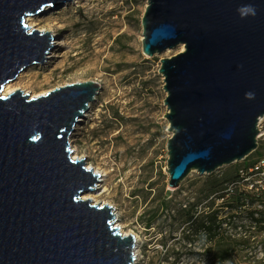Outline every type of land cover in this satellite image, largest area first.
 I'll return each instance as SVG.
<instances>
[{"label":"water","instance_id":"water-1","mask_svg":"<svg viewBox=\"0 0 264 264\" xmlns=\"http://www.w3.org/2000/svg\"><path fill=\"white\" fill-rule=\"evenodd\" d=\"M72 0H0V264H133L136 240L108 205L82 197L99 175L72 159L69 138L100 85L31 98L4 87L43 63L49 33L25 24ZM255 14H241L242 6ZM142 53L160 60L168 122L167 187L210 175L257 149L264 117V0H146Z\"/></svg>","mask_w":264,"mask_h":264},{"label":"rangeland","instance_id":"rangeland-1","mask_svg":"<svg viewBox=\"0 0 264 264\" xmlns=\"http://www.w3.org/2000/svg\"><path fill=\"white\" fill-rule=\"evenodd\" d=\"M81 4L28 17L34 24L30 31L49 33L52 47L42 64L27 68L7 85L31 98L66 85H100L89 105L91 117L84 123L80 120L69 138L72 158L84 159L87 168L105 173L106 191L91 199V204L112 207L114 226L122 235L138 239L133 264L219 263L217 250L226 240L219 245L217 240H200L192 223L182 222L181 213L197 206L196 221L210 214V205L221 202L209 191V183L233 176L243 161L222 167L212 176L191 171L177 190H169L166 147L171 134L163 117L166 93L158 71L160 60L181 48L152 57L142 53L146 0H81ZM259 144L261 155L264 142ZM162 203L171 211L160 210ZM153 216L156 221L146 230L145 223ZM242 222L245 228L236 220L223 226L235 245L245 243L247 249L236 246L231 259L240 263L264 258V234L246 228L250 221Z\"/></svg>","mask_w":264,"mask_h":264},{"label":"trees","instance_id":"trees-1","mask_svg":"<svg viewBox=\"0 0 264 264\" xmlns=\"http://www.w3.org/2000/svg\"><path fill=\"white\" fill-rule=\"evenodd\" d=\"M259 151L260 150L258 148L243 161L244 164L242 163V170L246 169L248 166V161L260 156L258 153ZM212 175L213 173L209 176ZM239 177L240 171H237L235 174H233V176L226 177L219 183H216L215 181L209 183V191L214 195L216 194V200L221 202L220 205H216V207H213L214 204L210 205V214L201 215L198 218V221H196L197 218H195V216L197 206L195 207V210L189 208L188 210L181 213L183 218L182 222L185 224L192 223V225L195 227V233L199 234L200 240L206 241V239H208L210 242L217 240V243L215 244L218 245L222 242V240H226L224 243L225 245L222 242L223 245H219L217 250L220 254V257H216L219 259V263H215L214 260L213 264H220L221 260L225 261V264H264V258H252L240 263H236L231 259L233 252L237 250L236 246L239 248H244L245 243L235 245V243L232 242V239L228 237V229H226L227 226L233 225L234 221L236 220L242 224L243 228H245V224L242 221H250V225L246 228L253 227L260 231L261 234H264V198H259L248 191L240 189V187H238L236 184ZM257 205L262 206L261 209H258ZM160 210H164L166 212L171 211L167 203H162L160 205ZM177 213H179V211ZM155 221V216L146 221L145 229H151ZM224 225L226 228L223 227ZM244 251H247L246 247Z\"/></svg>","mask_w":264,"mask_h":264},{"label":"built area","instance_id":"built-area-1","mask_svg":"<svg viewBox=\"0 0 264 264\" xmlns=\"http://www.w3.org/2000/svg\"><path fill=\"white\" fill-rule=\"evenodd\" d=\"M257 130L258 149L260 147L259 143L264 142V117L258 120ZM239 171L240 177L236 182L237 186L240 187V189L248 191L259 198H264V154L248 161V166L246 167V169H240ZM261 207L262 206L257 205L258 209H261Z\"/></svg>","mask_w":264,"mask_h":264},{"label":"bare ground","instance_id":"bare-ground-1","mask_svg":"<svg viewBox=\"0 0 264 264\" xmlns=\"http://www.w3.org/2000/svg\"><path fill=\"white\" fill-rule=\"evenodd\" d=\"M81 6H82L81 0H72L71 2L65 3L62 7H60L59 10L63 11V10H67L69 7L77 8V7H81ZM47 10L51 11L52 9L48 8L45 11H47ZM25 22L27 23L29 28H32L34 26L33 22H30L29 18L27 20H25ZM51 52L49 51L48 56H50L52 54ZM12 92H14L13 86L12 85H6L4 87V90H3V95L7 96V95L11 94ZM90 117H91V115H90V108H89V111L84 114V117H82L81 121L84 123ZM72 159H77V158L74 157ZM94 173L99 175V181H98L99 183L96 185L95 191L88 193L82 197L83 200H87V199L93 200L94 198L100 196L102 193H104L106 191V185H105V180H104V177H105L104 171L100 172L98 170H95ZM135 240H136V242L138 241V239H135ZM137 257H138V251H135V261H136Z\"/></svg>","mask_w":264,"mask_h":264},{"label":"clouds","instance_id":"clouds-1","mask_svg":"<svg viewBox=\"0 0 264 264\" xmlns=\"http://www.w3.org/2000/svg\"><path fill=\"white\" fill-rule=\"evenodd\" d=\"M239 12H241V14H247V13H251V14H255V10L252 6H242L239 10Z\"/></svg>","mask_w":264,"mask_h":264}]
</instances>
